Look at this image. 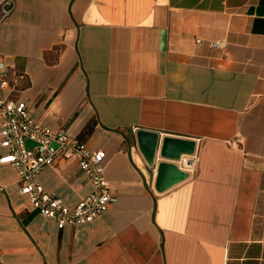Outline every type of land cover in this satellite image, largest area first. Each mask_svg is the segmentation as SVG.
Returning <instances> with one entry per match:
<instances>
[{
    "label": "crops",
    "instance_id": "obj_1",
    "mask_svg": "<svg viewBox=\"0 0 264 264\" xmlns=\"http://www.w3.org/2000/svg\"><path fill=\"white\" fill-rule=\"evenodd\" d=\"M0 61L12 100L104 153L118 198L60 230L0 166L4 264H264V0H16ZM38 182L69 208L93 191L75 161Z\"/></svg>",
    "mask_w": 264,
    "mask_h": 264
},
{
    "label": "built area",
    "instance_id": "obj_2",
    "mask_svg": "<svg viewBox=\"0 0 264 264\" xmlns=\"http://www.w3.org/2000/svg\"><path fill=\"white\" fill-rule=\"evenodd\" d=\"M15 7L16 0H0V22ZM8 76V66L0 61V146L5 150L0 156V166L10 165L17 171L21 195L60 230L93 223L118 202L105 177L104 153L91 151L64 130H52L37 122L26 102L10 98L14 85ZM61 160L77 162L93 186V191L75 208H69L55 194L46 192L38 182L44 170L53 168ZM0 264H4L1 240Z\"/></svg>",
    "mask_w": 264,
    "mask_h": 264
},
{
    "label": "water",
    "instance_id": "obj_3",
    "mask_svg": "<svg viewBox=\"0 0 264 264\" xmlns=\"http://www.w3.org/2000/svg\"><path fill=\"white\" fill-rule=\"evenodd\" d=\"M136 140L139 149L144 154L148 164L154 166L156 159V153L158 150L159 135L154 132H148L144 130H138L136 133ZM192 148L185 143L176 142V141H167L164 143L162 150V155L166 157H175L178 158L184 152H190ZM164 166L162 167V174L160 180L164 179Z\"/></svg>",
    "mask_w": 264,
    "mask_h": 264
}]
</instances>
